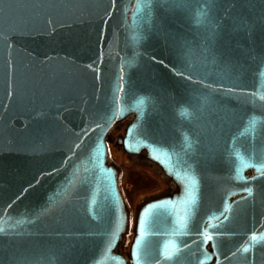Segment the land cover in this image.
Listing matches in <instances>:
<instances>
[{"label":"water","instance_id":"1","mask_svg":"<svg viewBox=\"0 0 264 264\" xmlns=\"http://www.w3.org/2000/svg\"><path fill=\"white\" fill-rule=\"evenodd\" d=\"M10 3L0 264H128L106 143L126 119L123 150L178 187L129 263L264 264V0Z\"/></svg>","mask_w":264,"mask_h":264},{"label":"rangeland","instance_id":"2","mask_svg":"<svg viewBox=\"0 0 264 264\" xmlns=\"http://www.w3.org/2000/svg\"><path fill=\"white\" fill-rule=\"evenodd\" d=\"M123 124V125H122ZM127 122L118 124L111 132L107 143L109 164L118 172V187L124 200L127 214V230L124 242L118 253L130 262V248L137 227L139 212L149 202L171 196L175 190L173 181L165 176L163 170L151 162L147 155L127 154L118 138L124 134ZM172 191V192H171Z\"/></svg>","mask_w":264,"mask_h":264},{"label":"snow or ice","instance_id":"3","mask_svg":"<svg viewBox=\"0 0 264 264\" xmlns=\"http://www.w3.org/2000/svg\"><path fill=\"white\" fill-rule=\"evenodd\" d=\"M13 5L10 3V0H0V12H5L7 11L8 9H10ZM247 190V189H246ZM250 191V190H248ZM167 201H157V202H154L152 204H148L145 208L144 211H146L148 208H152L154 207L156 204H163V203H166ZM143 226H144V215H143V212H141L140 214V217H139V221H138V236H137V240H136V245H139L140 244V234L143 232ZM211 237H209L210 239ZM247 250V249H245ZM133 256L135 257L136 256V248L134 247L133 248Z\"/></svg>","mask_w":264,"mask_h":264},{"label":"flooded vegetation","instance_id":"4","mask_svg":"<svg viewBox=\"0 0 264 264\" xmlns=\"http://www.w3.org/2000/svg\"><path fill=\"white\" fill-rule=\"evenodd\" d=\"M123 122H127V123H130V120L129 119H126V120H124ZM122 122V123H123ZM120 124V123H119ZM123 125V124H122ZM127 126H128V124H127ZM126 126V127H127ZM116 127H121V126H119L118 124L114 127V129L116 128ZM126 130V129H125ZM124 130V131H125ZM113 131V130H112ZM111 131V132H112ZM111 132H110V134H111ZM125 133V132H124ZM110 134H109V136H110ZM124 135V134H123ZM123 135L121 136V137H119L118 138V140H120L122 137H123ZM109 136H108V138H109ZM108 138H107V140H108ZM107 140H106V143H107ZM107 147H108V143H107ZM108 162H109V149H108ZM173 184H174V188H172V190H175L176 189V192H174L172 195H174V194H176L177 193V191H178V187H177V185L173 182ZM172 192V191H171ZM134 236H135V234H134ZM125 237H126V233H125V235L123 236V239H122V242H121V244L124 242V240H125ZM133 239H134V237H133ZM133 243V242H132ZM120 244V245H121ZM131 246H132V244H131ZM131 249V248H130ZM123 257H125L124 255H122ZM126 258V257H125ZM126 260H127V258H126ZM127 262H128V264H130L129 263V261L127 260Z\"/></svg>","mask_w":264,"mask_h":264}]
</instances>
